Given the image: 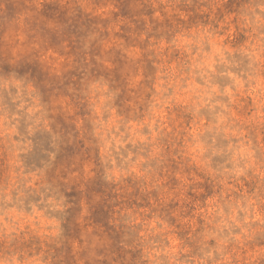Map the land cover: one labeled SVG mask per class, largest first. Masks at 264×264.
<instances>
[{
	"label": "clouds",
	"instance_id": "clouds-1",
	"mask_svg": "<svg viewBox=\"0 0 264 264\" xmlns=\"http://www.w3.org/2000/svg\"><path fill=\"white\" fill-rule=\"evenodd\" d=\"M0 264H264V0H0Z\"/></svg>",
	"mask_w": 264,
	"mask_h": 264
}]
</instances>
